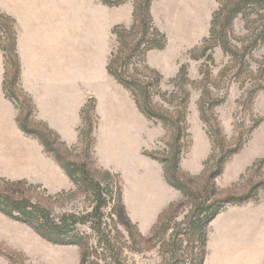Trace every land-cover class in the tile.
Masks as SVG:
<instances>
[{"label":"rangeland","instance_id":"374dc122","mask_svg":"<svg viewBox=\"0 0 264 264\" xmlns=\"http://www.w3.org/2000/svg\"><path fill=\"white\" fill-rule=\"evenodd\" d=\"M136 1L123 0L118 6H110L111 23L118 17L117 7L131 3L134 11ZM166 1V6L163 7L160 4L161 0H156L154 19L156 25L166 34L167 44L163 49H153L147 56L148 51L145 60L150 67L160 68L154 69L163 75L161 93L178 91L176 103L182 102L184 90L189 93L186 103L188 136L184 139L181 168L191 176H199L204 170V162L211 153L212 143L199 109L202 91L208 87L209 92L205 96L207 107L210 108L208 115L219 123L231 143H236L240 138L243 142L241 149L228 160L223 172L214 182L222 195L228 193L240 195L260 181H264V40H258L253 46L252 40L258 33V30L253 29L257 28L260 21L255 24L251 22V17L260 19L259 15L264 14V9L259 13L248 12L246 16L239 15L233 22L232 43L241 49L236 58L212 43L207 52V55H210L208 58L199 57L201 54L199 50L192 54L191 52L202 46L204 39L209 36L213 14L220 7L219 0ZM0 3V13L7 15L4 11L5 0H0ZM133 23L132 18L131 21L120 24L130 27ZM0 26L4 27L3 30L0 27V44L7 49L11 44V35L6 30L16 29L18 35L17 23L0 17ZM114 26H111V31ZM248 44L249 47L244 53L243 46ZM116 46V37L110 32L109 54ZM8 54L12 56L10 52ZM195 56L197 58H194ZM10 59L9 81L15 72ZM183 64L188 66V77L191 82L181 81L182 87L178 89L172 79L177 76ZM138 68L141 71L143 65H138ZM106 90L107 86L104 85L102 116L116 110L124 125L118 126L119 132L114 143L117 154L114 156L109 154L106 142L103 152L99 154L96 149L97 137L107 135L104 132L107 126L97 112V99L93 97L96 108L94 113L91 111L90 117L93 125H96V142L93 148L95 166L117 174L126 218L137 225L143 236H153L150 248L126 252L127 263L191 264L199 253L200 244L195 241V237L184 223L190 211L189 203L179 190L166 182L162 164L150 157V154L163 156L170 134L161 122L145 117L137 107L132 94L111 76L108 94ZM13 91L19 97L18 102L6 97L15 105L17 116L20 112L19 106L24 110V114L28 113L31 108L26 100L27 92L23 89L21 80ZM167 97L162 94L156 95L155 101L158 105L168 107ZM89 99L90 97L87 102ZM39 121L42 120L37 118L34 108L33 113L29 115L30 128L39 129L37 126ZM78 142L66 143L69 146H77L73 151L74 159H87L82 145ZM45 153L56 162L49 153L46 151ZM23 154L22 150H12L9 151V157H5L4 151H0L1 178L11 179L7 174L20 170L21 166L13 162L20 160ZM102 162L111 164V168L104 167ZM35 169L36 179L28 181L40 185L41 188L26 187L27 194L34 199L51 203L47 200L48 195L75 189L72 182L68 189L55 190L58 188L55 178L52 175L45 177V174L37 176L38 168ZM196 184H202V179H197ZM171 204L174 211L165 215L163 212L168 211ZM53 205L56 213L85 212L90 209L89 201L82 195L62 196L55 200ZM105 212L107 215L110 214L112 207H108ZM162 213L164 220L160 222L158 220ZM166 225L170 226L167 230ZM79 229L91 232L88 225L79 226ZM0 264H81V255L78 246L48 242L29 225L0 212ZM202 264H264V188L258 191L253 200L243 204L225 205L210 222L206 230Z\"/></svg>","mask_w":264,"mask_h":264},{"label":"trees","instance_id":"16d2710c","mask_svg":"<svg viewBox=\"0 0 264 264\" xmlns=\"http://www.w3.org/2000/svg\"><path fill=\"white\" fill-rule=\"evenodd\" d=\"M153 1L137 0L134 4L133 25L127 27L117 24L113 27L112 33L116 37L117 46L110 53L107 69L109 74L132 94L137 107L145 117L161 122L170 134L163 156L150 154V157L162 164L166 182L179 190L189 203L190 211L186 215L184 223L195 237V241L200 244L199 253L193 258L191 264H202L206 230L210 222L225 205L243 204L255 199L258 191L264 188V181H260L240 195L233 193L222 195L216 187L215 179L223 172L228 160L241 149L243 142L240 138L236 143H231L219 123L208 115L210 108L207 107L205 98L209 92L208 87L202 91L203 97L199 102V109L201 119L207 125L212 143L211 153L204 162V170L201 175L191 176L182 170L181 158L185 148L184 139L188 136L186 103L189 93L184 90V98L180 103H176L178 91L161 93L163 75L146 64L145 57L148 51L163 49L167 44L166 35L153 22L151 13ZM101 2L108 6H118L123 0H101ZM219 2L220 7L213 14L209 36L204 39L202 46L194 49L191 54L199 50L201 51L199 57L210 58L207 52L212 43V45L220 46L231 57L236 58L241 49L232 43L233 22L239 15L246 16L248 12L259 13L261 9H264V0H219ZM0 17L15 23V20L8 15L0 13ZM259 17L260 19L251 17L253 24L260 21L257 28L253 29V31L258 30L252 40L253 46L258 43V40H264V14ZM0 27L3 30L4 27ZM8 29L6 31L11 35L10 46L6 49L0 44L5 58L3 87L5 95L18 102L19 97L13 91L19 86L21 74V62L17 51V32L16 29H9L10 31ZM253 46L251 45L250 48ZM243 47L245 53L249 44ZM9 58H11L15 69L14 76L10 81L8 79ZM138 65H143L141 71ZM181 81L191 82L186 64L180 67L177 76L172 79L178 89L182 87ZM161 94L168 96V107L156 103L155 96ZM26 100L29 102L31 110L24 114V110L19 106L20 112L17 116L19 127L24 133L40 141L45 151L56 160L74 183L75 189L64 190L54 195L50 194L47 200L51 203H45L29 196L26 191V187L39 189L40 185L30 183L26 179L11 180L0 177V212L13 220L29 225L48 242L78 246L81 264H128L126 252L150 248L153 236H143L137 225L126 218L122 189L117 174L95 166L93 148L96 142V125H93V120L90 117L91 111L94 113L96 108L95 100L90 98L81 111L82 125L79 127L78 143L82 145L87 155V159L83 160L73 158V151L77 146L67 145L47 123L39 121L37 122L39 129L30 128L29 115L33 113L35 107L27 94ZM199 178L202 179V184L197 185L196 180ZM66 195L69 197L84 196L89 201L90 209L85 212L56 213L54 201ZM110 206L112 212L107 215L105 210ZM173 211L174 206L171 204L168 211L163 213L168 215ZM163 213L159 217L158 221L160 222L164 220ZM82 225H88L91 232L81 231L79 226ZM169 227L166 225L165 230Z\"/></svg>","mask_w":264,"mask_h":264},{"label":"crops","instance_id":"0c3cea01","mask_svg":"<svg viewBox=\"0 0 264 264\" xmlns=\"http://www.w3.org/2000/svg\"><path fill=\"white\" fill-rule=\"evenodd\" d=\"M161 2L165 7L167 1ZM155 3L156 0L151 13L159 28L154 19ZM116 10L118 17L111 23L110 6L101 0H5L4 11L17 23L22 87L33 101L37 118L68 144L79 140L81 111L89 97L97 99V112L102 116L104 85L108 94L111 76L107 69L111 26L131 21L133 4L125 3ZM4 75L5 58L0 49V151H4L5 157L12 150L24 151L21 159L13 162L21 166L20 170L7 177L35 180L37 167V176L55 178V190L70 188L72 181L61 166L47 156L39 140L31 139L19 127L15 105L4 92ZM102 119L107 135L97 137L96 149L101 154L106 142L109 154L114 156L118 126L124 125V121L116 110ZM101 164L111 168L109 163Z\"/></svg>","mask_w":264,"mask_h":264}]
</instances>
